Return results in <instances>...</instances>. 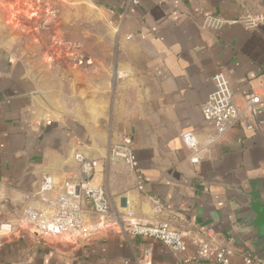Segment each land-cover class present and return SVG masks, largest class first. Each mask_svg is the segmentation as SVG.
Segmentation results:
<instances>
[{
    "label": "crops",
    "instance_id": "0c3cea01",
    "mask_svg": "<svg viewBox=\"0 0 264 264\" xmlns=\"http://www.w3.org/2000/svg\"><path fill=\"white\" fill-rule=\"evenodd\" d=\"M86 1L113 32L99 53L87 51L83 64L48 61L44 53L22 61L0 43V223L17 221L29 204L23 196L38 192L43 177L55 185L75 178L76 153L99 163L91 185L104 188L110 215L84 214L91 232L84 242L25 230L0 238V264H138L148 250L151 264H213L187 261L191 249L174 255L157 240L122 232L127 221L151 222V199L178 226L209 228L217 240L232 237L239 250L263 259L264 247L238 203L242 194L264 199V116L254 129L239 123L218 137L201 114L219 70L239 107L264 86V25L242 22L262 6ZM186 132L196 151L182 144ZM123 142L135 156L134 172L108 157ZM230 264H243L239 254Z\"/></svg>",
    "mask_w": 264,
    "mask_h": 264
},
{
    "label": "built area",
    "instance_id": "2783aa9c",
    "mask_svg": "<svg viewBox=\"0 0 264 264\" xmlns=\"http://www.w3.org/2000/svg\"><path fill=\"white\" fill-rule=\"evenodd\" d=\"M136 3V0H131ZM243 2H257L262 6V12L248 15L243 19L247 28L264 25V0H242ZM213 20L212 25H219ZM213 90L201 106L203 120L211 124L218 137L223 136L239 123L246 129L256 128L262 122L257 116H264V86L253 89L243 107L234 102L230 82L225 72L219 70L212 77ZM182 144L196 151L197 143L193 133L186 132L181 135ZM110 161L122 162L125 167L134 172L136 159L132 148L127 142L114 144L109 148ZM78 165V174L75 178H65L59 185H55L51 176L43 177L38 192L33 195H24L23 201L29 203L14 223H0V238L13 236L25 230L35 232L43 237H62L70 242H84L91 236L85 225L86 212L97 216H109L111 205L109 197L100 185L92 186L91 179L99 167L97 160L85 157L81 153L74 155ZM190 162L198 163L197 155ZM137 182V187L141 188ZM38 206L35 207L33 204ZM151 222L127 221L120 224L122 232L133 236L151 238L159 241L168 248L171 254H186L187 261H207L213 264H230L232 258L239 254L243 264H264L262 258L241 251L234 238L229 237L219 241L211 229L200 228L192 223L178 226L175 217H166L164 206L151 199ZM117 222L122 219L114 215ZM151 252L145 251L143 257L137 259L138 264H151Z\"/></svg>",
    "mask_w": 264,
    "mask_h": 264
},
{
    "label": "rangeland",
    "instance_id": "374dc122",
    "mask_svg": "<svg viewBox=\"0 0 264 264\" xmlns=\"http://www.w3.org/2000/svg\"><path fill=\"white\" fill-rule=\"evenodd\" d=\"M110 32L86 0H0V43L22 61L44 53L48 61L83 64L88 50L99 53L109 43Z\"/></svg>",
    "mask_w": 264,
    "mask_h": 264
},
{
    "label": "water",
    "instance_id": "95a60500",
    "mask_svg": "<svg viewBox=\"0 0 264 264\" xmlns=\"http://www.w3.org/2000/svg\"><path fill=\"white\" fill-rule=\"evenodd\" d=\"M238 204L245 212L246 224L255 231L259 239L257 245L264 247V199L254 194H242Z\"/></svg>",
    "mask_w": 264,
    "mask_h": 264
}]
</instances>
